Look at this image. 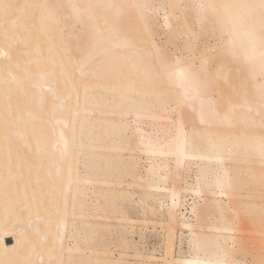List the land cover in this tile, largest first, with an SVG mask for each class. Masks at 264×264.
Returning <instances> with one entry per match:
<instances>
[{"label":"bare ground","instance_id":"bare-ground-1","mask_svg":"<svg viewBox=\"0 0 264 264\" xmlns=\"http://www.w3.org/2000/svg\"><path fill=\"white\" fill-rule=\"evenodd\" d=\"M237 204L264 236V0H0V264H255Z\"/></svg>","mask_w":264,"mask_h":264},{"label":"rangeland","instance_id":"rangeland-1","mask_svg":"<svg viewBox=\"0 0 264 264\" xmlns=\"http://www.w3.org/2000/svg\"><path fill=\"white\" fill-rule=\"evenodd\" d=\"M211 18L209 15L206 16V19L204 21L207 30L205 32H202L204 34V38L208 40L209 44H215L219 43V36H215L213 33L212 26L211 25ZM157 39L160 42L161 45H164V48L167 49L171 53H176L178 55L188 56L189 53L183 50L182 48V42H181V36L177 35L176 33L171 35H165L163 34L162 30L159 28H155ZM198 30V27H197ZM168 40L171 41V43H168ZM205 42V41H204ZM181 50V51H179ZM149 127V126H148ZM199 139V138H198ZM200 143H204V141H201ZM247 179V178H245ZM250 180V178H249ZM249 187H250V181H248ZM128 207V206H127ZM242 206L238 205L236 208L238 209L237 216L232 214V218L236 217L237 221V240L239 242V246L235 252L236 256H239L240 258H244V260L247 261H253L255 264H264V236L259 235V233L255 234L250 232V224L253 225L255 223H250V213L242 210ZM133 215H135L133 213ZM137 218V217H136ZM112 228H110V231H105V233L101 234L100 236H95L94 240L91 241V246H97V247H103L106 244L110 245L115 249L116 245L123 242V237L125 236V231L123 228H121L120 224H117V222L113 221L110 223ZM120 225V226H119ZM135 228L133 231H135V241H140L139 235L142 237V240L140 241V245L142 243V246L144 247V250H153L159 248V245L161 244V235L160 233H157L153 228H148V226L141 225V226H134ZM133 238H129V243L134 241ZM8 243L12 242V239L7 240ZM157 256L159 257L161 252L158 251ZM260 257V258H259ZM256 258V259H255ZM256 260V261H254ZM144 264H150L144 263Z\"/></svg>","mask_w":264,"mask_h":264}]
</instances>
